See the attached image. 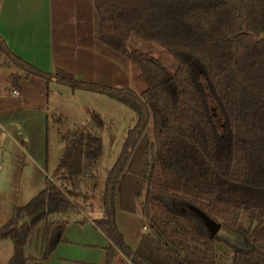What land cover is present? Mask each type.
I'll use <instances>...</instances> for the list:
<instances>
[{
  "label": "trees",
  "instance_id": "trees-1",
  "mask_svg": "<svg viewBox=\"0 0 264 264\" xmlns=\"http://www.w3.org/2000/svg\"><path fill=\"white\" fill-rule=\"evenodd\" d=\"M96 8L100 39L141 69L143 91L43 70L0 34V55L27 74L105 93L135 110L101 191L104 213L95 224L110 244L96 264H114L119 251L133 264H218L216 244L226 238L195 208L237 235L231 264H264V0H96ZM134 32L165 47L176 69L131 48ZM103 126L93 114L69 130L58 180L47 177L0 226V237L13 241L8 264H27L24 246L41 221L45 257L65 239L72 213L81 212L71 190L101 154ZM141 197L148 229L132 247L117 212H136Z\"/></svg>",
  "mask_w": 264,
  "mask_h": 264
},
{
  "label": "crops",
  "instance_id": "crops-1",
  "mask_svg": "<svg viewBox=\"0 0 264 264\" xmlns=\"http://www.w3.org/2000/svg\"><path fill=\"white\" fill-rule=\"evenodd\" d=\"M99 27L96 0H0V34L9 47L25 60L47 71L63 68L85 81L130 86L131 69L135 64L122 51L100 39ZM8 66L14 69L9 76L10 87L3 86V90L4 77L0 75V156L5 148V136H9L15 145L12 148L22 149L29 159L24 164L32 163L35 168L43 170L46 165L44 147L47 115L50 113V83L55 80L47 81L27 74L10 62ZM13 88L19 89L20 93L13 94ZM58 176L56 169L53 178L58 180ZM39 179L45 182L46 177L41 175ZM71 194L77 199L83 195V190H71ZM87 209L90 212L81 209L78 216L74 215L76 212L72 213L65 228V239L49 256H43L44 253L37 255L33 250L25 251L29 256L27 264L103 263L110 239L95 224V219L104 213L101 201ZM120 210L125 211L119 207L117 218ZM140 210L142 212V205ZM83 218L86 220L81 222ZM118 224L132 247L138 245L148 229L144 221L143 231L139 237L138 233L136 235L137 241L130 243L119 219ZM42 240L38 252L46 248L45 227ZM114 264L133 262L119 251Z\"/></svg>",
  "mask_w": 264,
  "mask_h": 264
},
{
  "label": "rangeland",
  "instance_id": "rangeland-1",
  "mask_svg": "<svg viewBox=\"0 0 264 264\" xmlns=\"http://www.w3.org/2000/svg\"><path fill=\"white\" fill-rule=\"evenodd\" d=\"M129 46L151 53L172 70L177 67L175 57L165 47L140 33L132 34ZM8 63L4 57L0 58V75L4 77L2 88L11 85L9 76L14 69L10 68ZM130 79V86L139 92L147 87L146 79L137 65H132ZM50 86V113L47 115L44 147L45 168L39 170L32 163L24 164L25 161H29L27 156L22 149L12 148L14 142L9 136H5L3 145L5 148L0 156V226L11 217L15 206L25 204L45 186L46 180L44 182L39 179L41 175L43 178H53L66 149L67 132L86 124L93 114H99L104 120V126L101 128L102 152L82 181L80 189L83 190V195L77 199L73 197L81 209L90 212L87 207H93L96 202L101 201L107 169L115 164L128 130L134 124L135 110L105 93L83 88L73 89L56 81H52ZM149 133L152 135V127ZM142 200V197L138 199V212L120 210L118 214L119 223L125 229L130 243H135L137 233L139 237L143 231L145 217L140 210ZM74 215L78 216V213ZM44 227V221L36 225L27 241V246H24L27 253L30 250L35 251L37 255L45 253L43 249L38 252L43 241ZM221 236H224L226 240L218 241L216 244L219 255L218 264H231L234 253L233 244L237 242L238 237L231 231H224ZM12 250V240L9 237H0V264H6Z\"/></svg>",
  "mask_w": 264,
  "mask_h": 264
},
{
  "label": "water",
  "instance_id": "water-1",
  "mask_svg": "<svg viewBox=\"0 0 264 264\" xmlns=\"http://www.w3.org/2000/svg\"><path fill=\"white\" fill-rule=\"evenodd\" d=\"M195 211L204 219V221L209 225L210 229L219 230V234L222 235L224 231H230L226 227L221 226L220 223L213 221L210 217H208L202 210L199 208H195Z\"/></svg>",
  "mask_w": 264,
  "mask_h": 264
},
{
  "label": "built area",
  "instance_id": "built-area-1",
  "mask_svg": "<svg viewBox=\"0 0 264 264\" xmlns=\"http://www.w3.org/2000/svg\"><path fill=\"white\" fill-rule=\"evenodd\" d=\"M11 92H12L13 94H15V95H17V94L20 93L19 89H17V88H13V89L11 90Z\"/></svg>",
  "mask_w": 264,
  "mask_h": 264
}]
</instances>
